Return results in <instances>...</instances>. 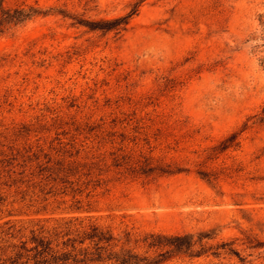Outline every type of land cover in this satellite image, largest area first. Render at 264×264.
Here are the masks:
<instances>
[{
	"label": "rangeland",
	"instance_id": "obj_1",
	"mask_svg": "<svg viewBox=\"0 0 264 264\" xmlns=\"http://www.w3.org/2000/svg\"><path fill=\"white\" fill-rule=\"evenodd\" d=\"M139 1L4 0L36 12L0 31V264H43L41 239L84 259L94 227L148 263L150 235L189 234L206 252L159 264H264V0L81 22Z\"/></svg>",
	"mask_w": 264,
	"mask_h": 264
},
{
	"label": "trees",
	"instance_id": "obj_2",
	"mask_svg": "<svg viewBox=\"0 0 264 264\" xmlns=\"http://www.w3.org/2000/svg\"><path fill=\"white\" fill-rule=\"evenodd\" d=\"M143 0L135 3L131 9V11L120 17H116L113 19H101V20H92V21H81L85 25L89 26L92 29H100V30H117L120 31L124 29L130 19L133 15H135L138 12L140 3ZM4 0H0V31H4L5 29L10 28L13 25H18L25 20L29 19L33 13L36 12L34 9L25 10L21 8H5L3 6ZM236 139V134H233L231 136L230 141L234 142ZM228 140L225 141L224 146L222 149L228 148L231 143H227ZM130 165V171L132 173L139 172V168H136V166H132V162L128 163ZM147 167V168H145ZM144 172H154L156 169L155 167L150 165V162H146L145 166H143ZM164 172H167L164 170ZM204 176H207L206 173H201ZM87 237L83 238L81 242H83L85 239H90L91 241H96L94 250L90 251L87 249L82 250L83 252L79 253V255H83L84 259H77L78 254L72 255L71 253H63L61 255L58 254H51L50 258H47L49 251H51L50 242H46L43 239L39 240L38 246H41L42 249L39 252L40 255H42V259L44 260L43 264H46L47 262L50 264H57L58 261H61L62 264L68 262L70 259H73V261H103V260H109L112 261L111 264H159L160 262H163L168 257L178 254V253H186L189 255H201L202 253L206 252L205 245L202 242V238H199L198 240H194L192 235L184 234V235H173L171 237H166L163 235H150L148 245L150 247H157L162 249H166L165 251H162L159 256L160 259L156 260L155 262H145L146 258H141L137 254L132 253L130 250H124L121 251H114L112 244L113 236L109 234L108 232H105L103 230H99L97 227H94L92 229V232L86 235ZM202 237H208V235L202 236ZM198 246L197 247V244ZM73 246V245H72ZM75 249V248H74ZM73 249V250H74ZM46 253V254H44Z\"/></svg>",
	"mask_w": 264,
	"mask_h": 264
}]
</instances>
